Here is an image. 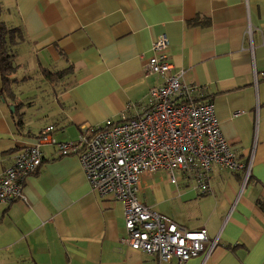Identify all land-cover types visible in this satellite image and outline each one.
Masks as SVG:
<instances>
[{
	"label": "crops",
	"instance_id": "crops-1",
	"mask_svg": "<svg viewBox=\"0 0 264 264\" xmlns=\"http://www.w3.org/2000/svg\"><path fill=\"white\" fill-rule=\"evenodd\" d=\"M0 22L22 36L11 49L15 101L0 75V173L48 126L69 142L139 112L162 82L143 68L164 35L171 72L213 104L250 176L242 188L243 171L213 165L202 192L182 174L170 183L159 173L142 179L141 199L186 230L204 229V254L217 240L206 260L183 264H264V0H0ZM40 153L24 200L0 203V264H176L120 242L122 204L90 191L76 157L52 145Z\"/></svg>",
	"mask_w": 264,
	"mask_h": 264
},
{
	"label": "built area",
	"instance_id": "built-area-1",
	"mask_svg": "<svg viewBox=\"0 0 264 264\" xmlns=\"http://www.w3.org/2000/svg\"><path fill=\"white\" fill-rule=\"evenodd\" d=\"M167 48L164 35L151 44L152 55L146 59L144 73L160 76L162 82L149 88L139 112L130 118L122 116L109 126L82 129L69 142H57L53 127L44 128L0 173V203L24 200V180L42 163L40 147L52 145L60 157H76L91 192L122 204L125 235L121 243L156 255L163 263L174 260L183 264L199 255L206 260L217 240L210 242L204 254L205 230H186L145 206L142 179L160 173L176 183L179 173L207 192L208 175L217 165L230 172L243 171L244 188L251 164H241L221 135L213 104L194 100V88L182 83L181 74L171 72ZM260 76L264 78V72Z\"/></svg>",
	"mask_w": 264,
	"mask_h": 264
},
{
	"label": "trees",
	"instance_id": "trees-1",
	"mask_svg": "<svg viewBox=\"0 0 264 264\" xmlns=\"http://www.w3.org/2000/svg\"><path fill=\"white\" fill-rule=\"evenodd\" d=\"M17 34V35H16ZM15 35L18 39L21 36V32L15 28H8L2 22H0V75L2 78V94L12 101H15V95L12 88V83H14L15 79H13V74L17 69V64L13 59L12 47L14 44ZM64 72H56L54 74L50 72H46L47 78L51 75L60 76ZM14 111H16V106L13 104ZM36 171V170H35ZM34 171V173H35ZM33 174V173H32ZM29 174L28 176H30Z\"/></svg>",
	"mask_w": 264,
	"mask_h": 264
},
{
	"label": "rangeland",
	"instance_id": "rangeland-1",
	"mask_svg": "<svg viewBox=\"0 0 264 264\" xmlns=\"http://www.w3.org/2000/svg\"><path fill=\"white\" fill-rule=\"evenodd\" d=\"M18 74H19V73H18ZM20 91H23V89H21ZM143 199L145 200V202L148 201V199L150 200V195L145 194V195L143 196Z\"/></svg>",
	"mask_w": 264,
	"mask_h": 264
},
{
	"label": "water",
	"instance_id": "water-1",
	"mask_svg": "<svg viewBox=\"0 0 264 264\" xmlns=\"http://www.w3.org/2000/svg\"><path fill=\"white\" fill-rule=\"evenodd\" d=\"M12 108V107H11Z\"/></svg>",
	"mask_w": 264,
	"mask_h": 264
}]
</instances>
